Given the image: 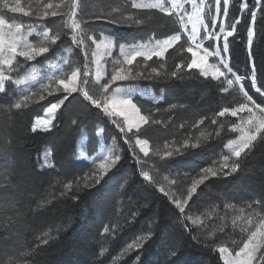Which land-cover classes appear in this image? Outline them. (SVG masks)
<instances>
[{"label":"snow or ice","instance_id":"6c2138e0","mask_svg":"<svg viewBox=\"0 0 264 264\" xmlns=\"http://www.w3.org/2000/svg\"><path fill=\"white\" fill-rule=\"evenodd\" d=\"M253 2L255 7L249 3V0H208L207 3L204 0H113L104 10L89 12L85 0H58V2L41 0L35 9L31 4L22 6L20 0H14V3L0 0V8L7 12L21 13L25 17L34 16L37 21L35 26L32 23L26 25L0 14V94H3L9 108L22 109L33 98L43 100L46 98L45 94L51 96L54 93H61L56 101L50 102L42 109L41 115L35 116L30 126V131L34 134L51 131L55 127L57 114L66 102L71 103L72 100L82 98L81 103L86 101L88 105L99 110L111 124L115 125L124 143L129 146L131 160L140 169L139 175L153 187L158 186V190L178 210L179 215L176 219L182 231L187 232L194 241L203 243L199 235L193 233L188 222L190 221L191 225L197 226L198 229L206 225L203 220L198 222L189 214L193 211L192 208H189L188 212L185 211L189 201L196 195L197 189L205 185L210 178H227L239 172L242 154L250 152L253 147L264 148V104L257 103L249 92L250 87L260 97H264V81L258 77L254 48V44L264 46V25H261L259 32L257 30L258 13L264 11V0H253ZM185 4H190L191 10L185 7ZM231 7L238 8L236 15L230 13ZM245 13L250 17L246 25L245 43L248 71L241 74L231 65L233 51L231 44L243 39L238 36V26L243 20L241 14ZM157 14H161L160 20L164 25L176 26L177 30L162 39L152 35L146 40L118 42L102 32L98 34V30L93 25V22H105L139 26L153 20ZM49 17H63V19L60 24L54 23L52 26L43 24L42 21ZM33 33L38 37L35 41L28 39ZM64 36L70 39L71 46L83 54L84 59L80 66L72 67L71 62L62 55L53 62L60 49L72 51V47H65L62 40ZM182 39L185 40L187 47L181 44ZM205 41L210 43L206 45ZM178 44L181 50L190 54L187 63L183 61L177 63L170 73L161 71L166 67V53ZM113 51L118 54L112 57L109 71L105 68V64H108L105 56H112ZM49 54L53 59H49ZM40 57L45 58V69L56 68L57 71L49 74L47 70L42 71L41 67L32 64ZM154 57L161 61L158 67L147 63ZM209 57L213 58L212 62ZM101 61L104 63L102 64ZM26 64L28 67H25ZM61 64L69 67L60 69ZM141 66L144 70H137ZM21 69L27 73L22 77L19 76ZM182 69L188 71L195 69L198 76L207 82L205 87L216 88L223 94L238 95L242 99L237 100L235 104L230 103L215 114L219 117H236L238 120L230 127V131L238 135L228 141L226 145L228 152L222 154L219 160H213L209 165L190 173L191 179L186 193H181L177 198L171 187L166 189L155 176L150 175L149 170L145 169L148 163L145 158H151L149 139L143 138L144 133L148 131L145 126L161 123L154 112L142 111L141 101L148 94L146 89H142L138 84L118 82L140 79L153 81L169 76L183 80ZM13 73H17V76L14 77ZM246 81L248 87L245 85ZM19 85H30L31 88L14 96L10 89ZM163 99L164 96L161 94L159 100H154L153 103H159ZM160 111L161 108H155V112ZM245 113L246 116L243 115ZM204 119H199L194 126L203 124ZM211 122L217 123L215 116ZM72 123L76 124L77 121L73 120ZM103 132V128H98L95 134L100 136ZM197 147H199L198 142L189 143L187 139L179 146L165 141L162 149L160 147L151 149V155L160 157L162 161L160 166L171 172L173 168L168 158L182 155L186 150ZM51 155V151H46L42 158H38L34 168L36 177L43 178L44 169L53 167L49 159ZM121 159V155L113 154L111 149L106 154L101 153L96 156L92 160L94 170L81 177L84 183L81 185L79 181H74L77 189L102 186V182H106L105 177L113 169L118 168ZM170 183L175 184L176 181L172 180ZM11 184L12 181L9 182V187ZM64 187L70 190L73 188V183H66ZM61 195L65 193L62 192ZM72 198L80 199L79 196ZM232 206L226 205V207ZM247 207L250 209L247 216L241 215L232 221L234 228L238 226L237 219H243L247 225L240 227V231L247 233V236L242 237L238 250L229 247L226 242H213L215 246L205 245L219 254L223 264H264V199H253ZM257 208L260 211H256ZM138 212L139 208L131 218L135 219ZM150 225L152 226H149L146 232H142L127 244L124 252L144 249L145 244L151 241L152 245L158 246L156 264H179L181 251L178 244L170 241L163 232L154 231L155 219ZM116 226H120L119 222ZM111 231L109 227L104 228L105 233ZM44 235L45 238L40 243L47 245L53 237L49 233ZM232 243L235 245L236 241ZM39 248L38 244L36 249L25 253V255L35 253L33 264H43L36 258L43 252V249L37 251ZM135 260L137 264H143L139 255Z\"/></svg>","mask_w":264,"mask_h":264},{"label":"trees","instance_id":"16d2710c","mask_svg":"<svg viewBox=\"0 0 264 264\" xmlns=\"http://www.w3.org/2000/svg\"><path fill=\"white\" fill-rule=\"evenodd\" d=\"M89 2L93 10L98 12L104 10L113 0H87V6ZM249 3L255 7L253 0H249ZM230 13L236 15L238 8L231 7ZM160 15L157 14L153 20L139 26L105 22H93V25L98 30V34L102 32L118 42L146 40L152 35L162 39L167 33L173 34L171 28L175 26L164 25ZM62 19L49 20L47 23L49 26L51 23L52 26L55 20ZM249 19L247 13L243 14L242 23L238 26V36L243 39L231 44L233 50L231 65L241 74L248 71L245 43L246 25ZM261 25H264V11L258 13V32L261 30ZM62 40L65 47H72V50H75L79 64H82L81 53L71 46L70 39L64 36ZM254 48L258 77L264 81V46L254 44ZM177 49L168 52V73L175 69L177 63L185 62L183 58L186 54L180 53ZM181 72L184 76L183 80L173 79L170 76L153 81L138 80L137 84L141 88L151 90L152 98L160 97L161 94L164 96L155 107L161 108V111L154 113L161 123L151 126L143 138L149 139L152 149L168 141L172 133L180 135L189 132L199 119L205 118L204 123L197 126V128L206 127L209 131L200 146L190 148L178 157L168 158L169 163L176 170L187 168L194 172L209 165L211 156L221 152L224 145L235 137L228 128L236 122V119L219 117L215 114L230 103L235 104L242 97L223 94L216 88L205 87L207 82L198 76L196 70L186 72L182 69ZM245 85L248 87L247 81ZM249 92L257 103L264 104V97H260L250 87ZM81 99L72 100L71 103L66 102L65 106H62L60 113L63 114H57L55 127L49 132L40 131L34 134L30 131L31 123L36 114H41V109H30L0 118V264H6L3 261L7 258L11 260L18 258L23 247L20 243L21 239L30 240L34 232L46 225L54 224L55 221L64 223L63 231L55 243L44 247L42 254L36 258L43 264H95L99 252L97 240H100L105 221L113 217L115 207L118 206L122 215L119 216L118 221L120 226L114 232V241L111 245L113 249L131 234L142 232L143 229L147 231L148 227L152 226L150 222L155 219L154 231L163 232L170 241L178 244L181 251L179 264H223L219 254L205 246L206 244L215 246L213 242H226L229 247L238 250L242 237L246 238L247 233L240 231V227H244L240 226L241 223L233 227L229 213L240 204H244L241 207L245 208L243 216H246L250 211L247 205L253 199H264V148L253 147L250 152L242 154L239 172L227 178H210L205 185L197 189L196 195L189 201L185 211L188 212L189 208L193 209V207L212 210L207 215L209 219L204 223L206 227L201 226L198 229L197 226H192L190 221L188 222L193 233L199 235L200 241H203L198 243L180 228L176 219L179 213L169 199L139 176L138 167L131 160L128 146L121 138V134L111 125L107 117L88 105L86 101L81 103ZM0 101L5 102L4 96L0 95ZM148 104L152 105V102L142 100V109ZM171 105H175L176 108L169 113L168 109ZM214 116L217 120L216 124L211 122ZM73 120L77 123L73 124ZM98 128H103L104 132L97 138L94 130ZM87 134L91 136L86 138ZM99 139L104 145L110 141L116 147L122 157L118 168L113 169L105 177L106 182H102V186L99 185L94 191L81 189L75 193L74 196H79V200L72 197L57 199L49 208L35 214L30 203L33 197L39 196V190L49 181L50 175L59 177L66 173L68 177L72 172H76L84 163L81 157L82 148L89 156L94 153L95 148H98ZM181 142L182 140L176 145L179 146ZM46 151L52 153L54 169L44 170L43 178L36 177L34 168L38 158H42ZM10 181H12L11 187H9ZM120 186H122V197L118 205L113 195ZM145 204L147 207H141ZM226 205L233 206L226 207ZM137 208L139 212L135 215V219H132V214ZM256 211L260 209L257 208ZM233 241H236L235 245ZM32 249L30 248L28 253ZM157 254L158 246L152 245L151 241L138 253L143 264H156ZM34 257L35 253H32L25 255L23 260L27 262V259L28 261L31 259L33 263ZM134 261V256H130L126 263L121 262V264Z\"/></svg>","mask_w":264,"mask_h":264},{"label":"rangeland","instance_id":"374dc122","mask_svg":"<svg viewBox=\"0 0 264 264\" xmlns=\"http://www.w3.org/2000/svg\"><path fill=\"white\" fill-rule=\"evenodd\" d=\"M86 1L87 0H85V4H86ZM40 2H41V0H20V3H21L22 6L26 7L27 5L31 4L33 6V9H35L36 5L38 3H40ZM57 2H58V0H57ZM204 2L207 3L208 0H204ZM9 3H14V0H9ZM86 7H87L89 12H92L93 8H92L90 2L88 4V6L86 5ZM185 7L189 8V10H191V5L190 4H185ZM132 11H134V10H132ZM0 14L4 15L5 18H14V19L17 20V22H23L26 25L29 24V23H32L33 26H35V23H37L36 18L34 16L25 17L21 13H10V12H7L6 10H4L3 8H0ZM57 18L60 19V18H63V17H49L46 20L42 21V23L48 25L47 21L53 20V19H57ZM61 21L62 20H58V21L55 20V22H53V24L54 23L55 24H60ZM206 22H208V21L206 20ZM50 26H51V23H50ZM176 29H177L176 26L174 28H171V32L174 33V31H176ZM65 30H67V29H64V31ZM167 35H171V33H167ZM28 39L32 40V41H35V40L38 39V37H36L35 33H33V35L29 36ZM208 43H210V42L205 41L206 45ZM181 44H184V46L187 47V44H186L184 39L181 40ZM175 49L180 51V53L184 52L186 54V55H184L183 59L185 60V63H187L188 59L190 58V54L187 53L186 51L181 50L180 49V44H178L175 48L169 49V51L175 50ZM117 54L118 53L116 51H113L112 56H105V60L108 61V64H105V68L107 70L110 71L112 57L116 56ZM61 55L66 57L71 62V66L72 67H77V66L81 65V64H79L78 55L75 52V50H72L71 52H68V51L64 50L63 48L60 49L56 53V57L53 60V62H55V60H58ZM168 55L169 54L166 53V57H165L166 67H165V69L161 70L163 72H167V70L169 69V62L167 60V56ZM81 58H82V62H83V59H84L83 58V54H81ZM44 59H45L44 57H40V58H38L37 61H33L32 64L37 65L38 67H41L42 71L43 70H47L49 72V74H51L53 72H56L57 71L56 68H46L45 69V67H44ZM49 59H53L51 54H49ZM209 60H210V62H212L213 58L209 57ZM101 63L103 64L104 61H101ZM147 63L150 66L158 67L159 63H161V61L156 60V58L154 57L152 61H148ZM25 67H28V65L26 64ZM68 67H69V65H64V64L59 65L60 69H67ZM133 67H135V65ZM137 70H144L143 66H141L140 69H137ZM184 70H186V69H184ZM193 70H195V69H193ZM93 71H94V68H93ZM186 72H188V70H186ZM26 74L27 73H25L24 70L21 69L19 76L22 77L23 75H26ZM13 76L14 77L17 76V73H13ZM137 82H138V80L130 81V82H118V83L137 84ZM30 88H31L30 85H19V86H12V89H10V90L13 91V95L14 96H18L20 93L24 92L25 90H30ZM146 91H147L148 94L146 96H144V98L142 100L150 101V102H152V105L148 104L147 107H143L142 111L143 112L152 111V112L155 113L154 108L159 103H153V101L154 100H159L160 97L152 98L151 90L146 89ZM0 95L3 96V94H0ZM60 95H61V93H54L51 96H47L45 94L46 98L43 99V100H39V99L33 98L31 101L27 102L26 106L23 107L22 109L9 108L8 103L6 102V100H5L4 103L2 101H0V118L5 117L6 115L10 116L12 114L23 113V112H26V111H28L30 109H37V110L41 109L40 113L42 114V109L45 106H47L50 102L56 101L60 97ZM14 102L15 101H13V103ZM175 108L176 107H171L170 106L169 109H168L169 113H172L173 110H175ZM41 114L38 113L36 115H41ZM243 115L246 116L247 114L245 113ZM226 117H229V116H225V118ZM230 118H235L236 122H238L236 117H230ZM111 125H113V124H111ZM113 127L115 128V125H113ZM145 127L148 128V130H150V128H151V126L150 127L149 126H145ZM96 130L97 129H95L94 131L96 132ZM228 131H230V127L228 128ZM208 132L209 131H208V129L206 127L197 128V126H194V127H191L189 132H187V133H182L180 135H179V133L178 134L172 133L170 138H169V140H168V142H170V144H172V145H176L180 140L184 141L185 139H187V140H189V143L198 142L199 146H200L201 141L206 139V137L208 136ZM232 134L235 135V137L233 139H235L236 136L238 135L236 133H232ZM94 135L97 138L99 137L95 133H94ZM88 136H91V135L87 134L85 137L88 138ZM97 141L99 142L98 148H95L94 153L90 154L89 156H88V154L84 153V149L82 148L81 157H82V159H84V163L82 165H80L81 168L76 170V172H72L68 177H67L66 173H63L59 177L54 176V174L50 175L49 181L46 182L45 186H43V188H41L39 190V196L35 197V198L33 197V200L30 203L31 206L34 209L35 214L43 212L45 208L46 209L49 208L51 206V204L53 202H55L57 199L73 197L75 195V193L80 191L81 189H77L74 181H79L81 185L84 183V181L81 179V177L84 174L94 170L93 165H92V160L96 156L100 155L101 153H105L106 154L109 149L112 150L113 154H119L117 149H116V147L114 146V144L112 142L109 141L106 145H104V144H102L100 139L97 140ZM85 142H87V140ZM164 143L165 142H162L161 146H156V147H160L162 149ZM227 144H228V142L224 145V147L221 150V152L211 156L210 161H209L210 163L213 160H219V158H220V156L222 154L228 152V148L226 147ZM128 148H129V146H128ZM155 148H152V149H155ZM138 151H139V149H137V152ZM140 155L142 156V154H140ZM178 156H180V155H176L175 157H178ZM150 157H151L150 159L149 158H145L146 160H148V163L145 165V169L149 170L150 175L155 176L157 178V180H159V182L161 184H163V186L166 189L171 187L172 190L175 192L177 198L180 197L181 193H186L187 186L189 185L190 179H191L190 173H193V171L187 169L186 167H185L186 168L185 170L178 171L173 166H172V168H173L174 171L170 172V171L165 170L163 167L160 166L162 164V161H161L160 157L151 155V148H150ZM52 158L53 157L51 155V157H49V159H51L52 164H53V159ZM53 167L52 168H46L44 170H53L54 169ZM139 171H140V169L138 168V173H139ZM51 172L53 173V171H51ZM166 177H167V179H166ZM172 180H175L176 183L175 184H171L170 182ZM66 183H73V188L70 189V190L69 189H65L64 185ZM98 186L99 185H97L95 188L87 189V190L94 191ZM155 188L158 190V186H156ZM121 190H122V186H120V188L117 190V192L113 195L114 198H116V200H117V204H118L119 200L122 197L121 196ZM62 192H64L65 195H61ZM45 201H47V203H45ZM241 205L244 206V204H240V206H238L237 208H235L234 210H232L229 213V218H230L231 221H233L234 218H237V217H240L241 215H243L245 208H242ZM119 209H120V206H118L117 208L115 207V210L113 212V217L108 218L105 221L104 227H109L110 229H112V231L109 232V233H105L104 229L102 230V232L100 234V238H99L100 240H97V246H98V251L99 252H98V256H97L98 258H97V261H95V264H121V262H125L126 263V261L129 259L130 256H134V258H135L138 255L139 251H140V249H138V250H131V251H128V252L125 253L124 249L127 247V244L132 242V240L135 237H138L140 234H142V232H146V230H144V229L142 230V232H140V231L136 232L134 234H131L129 238L123 239V241L118 245L117 248H114V249L111 248L112 242L114 241V232H115V230L117 228L116 225H117V222L119 221V216L122 215V212H120ZM241 209H243V212H241ZM211 211L210 210H205L204 207H199V208L193 207V212H191L189 214L192 215L194 219H197L198 222L200 220H203V222L205 223V221L207 219H209V217L207 215H209V213ZM237 223H241L240 226H244V227L247 226L243 219H237ZM63 229H64V223L59 222V221H55L54 224L51 223L49 225L44 226V228H41L40 230L34 232L32 234V236H31L30 240L21 239L20 243L22 244L23 247L20 250V254H19L18 258L12 259V260L7 258V259H5V261H3V263H6V264H33L31 262V259H29V261L27 259V262H26V260L25 261L23 260L25 258V253H28V250L30 251V248L36 249L38 244L40 245L39 249H44V247H48L52 243L54 244L55 240L61 234ZM45 233H49L53 237L52 239L49 240V243L47 245H44V244L40 243L41 240L45 238V235H44ZM39 249H37V250H39ZM29 258H30V256H29ZM135 263H136V260L134 262H132V263H127V264H135Z\"/></svg>","mask_w":264,"mask_h":264}]
</instances>
